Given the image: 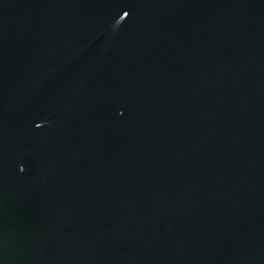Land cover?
Listing matches in <instances>:
<instances>
[{"label": "water", "instance_id": "95a60500", "mask_svg": "<svg viewBox=\"0 0 264 264\" xmlns=\"http://www.w3.org/2000/svg\"><path fill=\"white\" fill-rule=\"evenodd\" d=\"M0 264H264V0H0Z\"/></svg>", "mask_w": 264, "mask_h": 264}]
</instances>
